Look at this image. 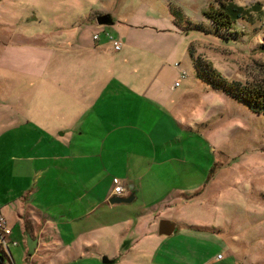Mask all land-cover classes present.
<instances>
[{"label": "rangeland", "instance_id": "obj_1", "mask_svg": "<svg viewBox=\"0 0 264 264\" xmlns=\"http://www.w3.org/2000/svg\"><path fill=\"white\" fill-rule=\"evenodd\" d=\"M220 1L250 12L230 33L215 32L202 15L209 5L217 7L216 0H0V82L1 78L18 81L20 71H12L23 51L27 67H37L42 75L48 67L62 69L69 63L67 57L74 59L81 42L98 35L101 45L109 44L111 37L120 44L127 39L137 48L128 68L121 63L109 68L112 62L107 57H118L103 58V66H109L104 74L107 93L114 92L111 83L125 87L141 82L142 60L150 65L144 82L157 77L164 97L174 81L182 84L173 94L175 103L166 104L182 133L166 148L167 161L153 165L148 178L134 182L136 200L131 205H115L118 208L111 214L98 209L84 222L59 225L61 252L56 260L61 263L55 264H103V258L113 264H264V114L196 80L190 57V52L200 57L228 82L264 88V0ZM103 15H110L113 25H97L96 18ZM80 16L83 20L76 21ZM169 31L175 35L165 40ZM140 35L158 39L148 42ZM65 50L76 51L66 56ZM26 56H32L33 64ZM82 58L88 60L86 55ZM175 64L186 72L185 79H180ZM21 91L30 102L31 94ZM70 135L67 131L66 139ZM87 140L91 153L98 138ZM39 151L47 154L44 146ZM31 155L25 149L22 159ZM3 157L0 144V204L6 206L19 197L14 176L21 173L3 170ZM22 168L23 183L29 170ZM83 188H74L71 198ZM26 195L27 190L21 199ZM80 205L67 204L65 211L81 215ZM112 219L121 225L118 236L112 225L108 227ZM162 220L177 225L172 237L157 235ZM219 255L222 261L216 260ZM15 259V264L44 263Z\"/></svg>", "mask_w": 264, "mask_h": 264}, {"label": "crops", "instance_id": "obj_2", "mask_svg": "<svg viewBox=\"0 0 264 264\" xmlns=\"http://www.w3.org/2000/svg\"><path fill=\"white\" fill-rule=\"evenodd\" d=\"M79 19L83 20V17L76 21ZM166 33L165 40L175 35L172 31ZM140 37L148 42L158 39L157 35ZM121 43V49L115 52L110 43L101 45V39L94 41L92 37L91 41L81 42L74 59L67 57L69 63L62 69L48 67L42 75L37 67H27L23 51L17 68L12 71H20L18 81L1 78L3 170H19L21 173L14 176V182L19 183L18 199L13 197L6 206L0 204L1 214L12 230L11 239L18 242V246L10 249V264L16 263V257L18 262L33 259V263L39 260L43 264L61 263L56 260L61 252L59 225L69 227L72 225L69 223L84 222L98 209L113 213L118 207L108 203L114 197L110 189L113 188L112 179H120L127 187L125 197L135 193L134 182L148 178L153 165L158 166L161 160L167 161L166 148L175 138L182 136L180 127L166 107L167 102L175 103L173 94L182 84L175 87L177 81H174L170 85L173 89H169L164 97V86L156 80L157 77L144 82L145 72L150 74L149 62H140L141 82H129L125 87L123 83H111L114 92L107 93L104 74L109 71V66H103V58L112 54L118 59L107 57L112 62L109 68L120 63L128 68L137 50L127 39ZM75 51L65 50L64 55ZM84 55L88 60L82 58ZM26 57L33 64L32 56ZM176 65L173 66L175 69ZM177 71L180 77L182 71ZM77 80H80L79 84ZM22 89L31 94L30 102L22 98ZM67 131L71 132L69 139H66ZM87 138H98L96 149L91 153H87L92 148ZM41 146L47 148L46 155L39 153ZM25 149L30 150L32 157L22 159ZM22 167L29 170L23 183L19 179L23 177ZM76 187L84 188L80 195L71 198ZM26 190V198L22 200ZM79 202L82 214H67L66 205ZM119 220L117 212L116 221ZM113 221L108 227L112 225L110 228L115 233L121 225ZM127 222L122 224L127 225ZM117 248L115 245L114 249Z\"/></svg>", "mask_w": 264, "mask_h": 264}, {"label": "trees", "instance_id": "obj_3", "mask_svg": "<svg viewBox=\"0 0 264 264\" xmlns=\"http://www.w3.org/2000/svg\"><path fill=\"white\" fill-rule=\"evenodd\" d=\"M217 7L209 5L202 11L203 17L210 23L215 32L224 31L230 33L233 25L238 20H243L249 17V10L237 6L231 1L216 0ZM254 10H259L258 6H254ZM182 14L179 12V18ZM194 29L200 30L199 25H194ZM191 62L195 79L199 82L208 85L211 89L221 91L231 98L244 103L252 112L264 114V88H257L242 85L237 82H228L217 74L209 63L200 57L194 58L190 52ZM3 257H6L1 251ZM217 260V259H216Z\"/></svg>", "mask_w": 264, "mask_h": 264}, {"label": "built area", "instance_id": "obj_4", "mask_svg": "<svg viewBox=\"0 0 264 264\" xmlns=\"http://www.w3.org/2000/svg\"><path fill=\"white\" fill-rule=\"evenodd\" d=\"M99 37L98 35L93 36L94 41H98ZM109 43L111 44L113 50L115 52H118L121 49V44L117 41L112 39L111 37L108 38ZM176 67H179V64L176 65ZM186 72L182 71L180 73V79H185L186 78ZM179 86V82L175 84V87ZM112 196L114 197H125L127 193V187L121 182L120 179L118 178H113L112 179ZM12 237V230L9 227L7 221L1 214V207H0V251L6 255L10 256V249L15 248L18 246V242L11 239ZM218 261H222V256L219 255L216 258Z\"/></svg>", "mask_w": 264, "mask_h": 264}, {"label": "water", "instance_id": "obj_5", "mask_svg": "<svg viewBox=\"0 0 264 264\" xmlns=\"http://www.w3.org/2000/svg\"><path fill=\"white\" fill-rule=\"evenodd\" d=\"M96 23L99 26H111L113 25V20L110 15H103L96 18ZM136 196L134 193L129 194L127 197L121 198V197H113L111 198L108 203L110 206L113 205H131L133 202H135ZM177 230V225L174 222L170 221H159L158 227H157V235L160 237H172ZM4 257L0 253V264H4ZM103 264H113V261H109L107 258L102 259Z\"/></svg>", "mask_w": 264, "mask_h": 264}, {"label": "clouds", "instance_id": "obj_6", "mask_svg": "<svg viewBox=\"0 0 264 264\" xmlns=\"http://www.w3.org/2000/svg\"><path fill=\"white\" fill-rule=\"evenodd\" d=\"M127 197V196H126ZM121 198H124V197H121ZM10 258L9 256H7V259Z\"/></svg>", "mask_w": 264, "mask_h": 264}]
</instances>
